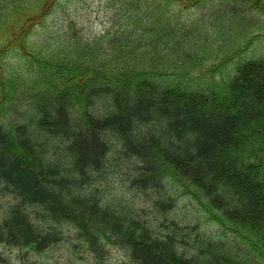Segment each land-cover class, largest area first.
Returning <instances> with one entry per match:
<instances>
[{"label": "trees", "instance_id": "1", "mask_svg": "<svg viewBox=\"0 0 264 264\" xmlns=\"http://www.w3.org/2000/svg\"><path fill=\"white\" fill-rule=\"evenodd\" d=\"M59 3L0 0V261L264 264V0H106L101 36L41 40Z\"/></svg>", "mask_w": 264, "mask_h": 264}, {"label": "rangeland", "instance_id": "2", "mask_svg": "<svg viewBox=\"0 0 264 264\" xmlns=\"http://www.w3.org/2000/svg\"><path fill=\"white\" fill-rule=\"evenodd\" d=\"M59 2L55 8L54 15L56 14V16L50 17L44 29H42L43 31H40L41 40L48 38V30L52 28V31L60 29V33L66 32L68 18L75 23L76 29L73 28V30L85 39H92L95 36L99 37L111 27L112 13L104 6L106 0H59ZM259 47H262V45ZM257 50L259 51V49ZM122 181V178L117 174L113 177L112 175L108 176L109 187L107 190L109 192L113 191L116 194L118 193L119 197H121L125 191L124 189L130 187L129 185H123ZM125 196L133 197L130 192H127ZM137 196H140V198L133 197L137 199L134 200L137 201V204H142L148 200L144 194H137ZM187 206L190 208V205L180 198L178 206H176L178 208L176 216L183 218ZM148 217L153 218V215L148 214ZM200 221L204 223V219L201 218ZM64 232L67 236L66 240L73 233L71 229H64ZM92 254L81 249H75L72 253L67 241H64L45 251L42 257L48 259L50 262L52 261L54 264H121L126 260L122 251L111 245L106 246V249L99 257L96 254ZM0 264H13V261L10 260L7 263L0 261ZM14 264H26V261L22 260Z\"/></svg>", "mask_w": 264, "mask_h": 264}]
</instances>
